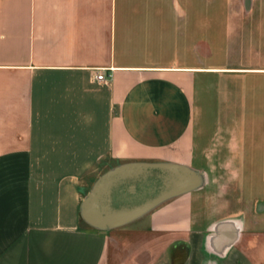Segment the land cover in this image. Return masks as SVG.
Wrapping results in <instances>:
<instances>
[{"label": "crops", "instance_id": "crops-1", "mask_svg": "<svg viewBox=\"0 0 264 264\" xmlns=\"http://www.w3.org/2000/svg\"><path fill=\"white\" fill-rule=\"evenodd\" d=\"M0 264H264V0H0Z\"/></svg>", "mask_w": 264, "mask_h": 264}, {"label": "water", "instance_id": "water-1", "mask_svg": "<svg viewBox=\"0 0 264 264\" xmlns=\"http://www.w3.org/2000/svg\"><path fill=\"white\" fill-rule=\"evenodd\" d=\"M156 169L153 165L127 164L122 165L111 172L102 175L93 185L92 190L81 205L82 218L91 225L106 223L108 225L119 224L132 218L138 212L127 211L124 208L113 210L111 208L112 192L117 185L126 180L134 181L139 177L145 178L147 170ZM115 218V220L111 219Z\"/></svg>", "mask_w": 264, "mask_h": 264}, {"label": "built area", "instance_id": "built-area-1", "mask_svg": "<svg viewBox=\"0 0 264 264\" xmlns=\"http://www.w3.org/2000/svg\"><path fill=\"white\" fill-rule=\"evenodd\" d=\"M108 76H104V74L100 73V74H96L94 77H93V80L95 82H104L106 80Z\"/></svg>", "mask_w": 264, "mask_h": 264}, {"label": "rangeland", "instance_id": "rangeland-1", "mask_svg": "<svg viewBox=\"0 0 264 264\" xmlns=\"http://www.w3.org/2000/svg\"><path fill=\"white\" fill-rule=\"evenodd\" d=\"M150 178H152V179H154L155 178V175H153L152 173L150 174ZM151 179V180H152ZM155 180V179H154ZM97 181V180H96ZM123 183H132V181H130V180H126L125 182H123ZM95 184V183H94ZM93 184V185H94ZM93 187V186H92ZM92 187L90 188V191H89V193L91 192V190H92ZM87 198V195L85 196V199Z\"/></svg>", "mask_w": 264, "mask_h": 264}]
</instances>
